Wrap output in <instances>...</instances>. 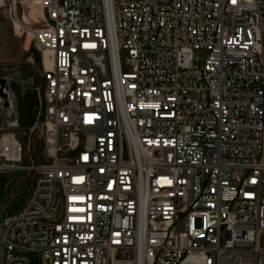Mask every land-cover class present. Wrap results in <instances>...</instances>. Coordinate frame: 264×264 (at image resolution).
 I'll return each instance as SVG.
<instances>
[{"label":"built area","instance_id":"built-area-1","mask_svg":"<svg viewBox=\"0 0 264 264\" xmlns=\"http://www.w3.org/2000/svg\"><path fill=\"white\" fill-rule=\"evenodd\" d=\"M8 5L49 64L25 145L0 95V264H264V0Z\"/></svg>","mask_w":264,"mask_h":264},{"label":"rangeland","instance_id":"rangeland-1","mask_svg":"<svg viewBox=\"0 0 264 264\" xmlns=\"http://www.w3.org/2000/svg\"><path fill=\"white\" fill-rule=\"evenodd\" d=\"M8 2L10 0H0V77L7 81L6 91L10 94L14 108L19 115L20 128L16 132L25 145L21 131H27L34 120L35 95L31 89V81L36 83L39 76L36 71L37 67L33 63V55L24 59L29 46L33 44L30 31L22 29L18 23V21H23L22 19L14 17L12 11L9 14ZM30 4H33L32 12L38 13L39 7L36 3L30 1ZM206 55L207 52L204 49L195 50L193 65L202 66ZM119 59L121 69L128 71L126 50L119 52ZM43 135V130L37 133L35 136L36 145L41 144ZM27 162L25 158L22 163L26 164ZM32 184L33 180H29L26 170H19L12 174L0 171V208L2 213L9 214L18 211L29 197ZM259 244L264 247V228L260 230ZM31 258L33 264H40L37 254L34 253Z\"/></svg>","mask_w":264,"mask_h":264},{"label":"water","instance_id":"water-1","mask_svg":"<svg viewBox=\"0 0 264 264\" xmlns=\"http://www.w3.org/2000/svg\"><path fill=\"white\" fill-rule=\"evenodd\" d=\"M31 55H33V63L38 68H42L41 63V54L40 52L35 48L33 44H31L27 50V53L24 55V59H28ZM5 84V80L3 78L0 79V95L4 96V93L2 91Z\"/></svg>","mask_w":264,"mask_h":264},{"label":"bare ground","instance_id":"bare-ground-1","mask_svg":"<svg viewBox=\"0 0 264 264\" xmlns=\"http://www.w3.org/2000/svg\"><path fill=\"white\" fill-rule=\"evenodd\" d=\"M29 3V5H31L30 4V2H28ZM31 7H32V5H31ZM33 11V10H32ZM27 18V17H26ZM25 18V19H26ZM18 23H20V25H21V27H22V29L24 30V31H27V32H29L30 30H28V29H25V27L23 26V22L22 21H18ZM41 54V53H40ZM42 57H44V61H45V64L46 65H48L49 64V60H48V58H47V53H44L43 55H41V58Z\"/></svg>","mask_w":264,"mask_h":264},{"label":"flooded vegetation","instance_id":"flooded-vegetation-1","mask_svg":"<svg viewBox=\"0 0 264 264\" xmlns=\"http://www.w3.org/2000/svg\"><path fill=\"white\" fill-rule=\"evenodd\" d=\"M2 77H0V79H1ZM6 84V83H5ZM5 84H4V86H5Z\"/></svg>","mask_w":264,"mask_h":264},{"label":"crops","instance_id":"crops-1","mask_svg":"<svg viewBox=\"0 0 264 264\" xmlns=\"http://www.w3.org/2000/svg\"><path fill=\"white\" fill-rule=\"evenodd\" d=\"M33 6V4H31ZM24 182V181H23ZM2 212V211H1Z\"/></svg>","mask_w":264,"mask_h":264}]
</instances>
